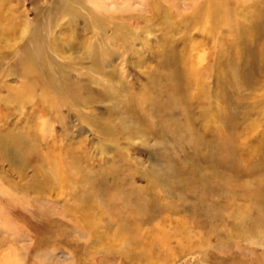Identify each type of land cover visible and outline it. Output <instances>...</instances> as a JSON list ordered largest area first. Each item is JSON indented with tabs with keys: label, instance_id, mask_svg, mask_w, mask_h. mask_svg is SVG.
<instances>
[{
	"label": "rangeland",
	"instance_id": "374dc122",
	"mask_svg": "<svg viewBox=\"0 0 264 264\" xmlns=\"http://www.w3.org/2000/svg\"><path fill=\"white\" fill-rule=\"evenodd\" d=\"M2 1L0 264H264L249 0H81L43 70L23 47L58 0Z\"/></svg>",
	"mask_w": 264,
	"mask_h": 264
},
{
	"label": "bare ground",
	"instance_id": "6f19581e",
	"mask_svg": "<svg viewBox=\"0 0 264 264\" xmlns=\"http://www.w3.org/2000/svg\"><path fill=\"white\" fill-rule=\"evenodd\" d=\"M247 3H249L250 7H248L249 10L245 14L246 17H245L244 20L247 19L248 20V23H249V31H248L249 33L247 32L249 36L247 35V37H248L249 42H250V45H251V53L250 54H251L252 57L251 56L250 57L252 59H254L255 57H257V55H259L261 53L262 54L264 53V0H249ZM82 4L83 3H82L81 0H58L57 2H55L54 6L50 9L48 16H44L43 20L39 24H37L34 27V29L31 30V32L29 33V39L26 41V43H25V45H24L23 48H24V50H25V48H27L26 50L29 53V54L26 53V55L28 54L27 55V58H28V60L31 59V61L38 68V70H43L44 69V64L45 63H44V60L42 59V57L40 56L41 55L40 53L44 49L46 34H47V36H49L51 34V28L49 26L48 20H51V17H53V16L55 17L56 16V27H57V24L59 22H61L62 20L69 19L71 21V20L77 18V11H75L73 5H80V6H82ZM211 7H213L212 8L213 17L216 19V21H217L218 24H223V25H224V23H230L231 24V21H233V18L231 16H230V19L224 18V16H225L224 14L222 15V17H220L219 16V9H218V7H216L214 5L211 6ZM205 12H207V10H205ZM7 16H9V14L5 12L4 5H3V1L0 0V26L3 27V33H5L6 35L9 32V29L8 28L12 29L11 24H10V22H11L10 19L11 18H9V17L7 18ZM92 18H93V21L96 22L95 25H96V29L98 30V34H101V36H104L105 31H106V28H105L104 23L102 22L103 20L102 19H98L97 17H94V16H92ZM105 19L108 20L110 18L108 17V18H105ZM2 21H5L4 26L1 24ZM68 23H70V22H68ZM240 27H241V23H240ZM114 28L118 29L117 25H115ZM240 30L242 31L243 28L240 29ZM25 34H27V31L21 32V37H20V41L21 42L23 40L21 38H23V36H25ZM242 35H243V33L241 34V36ZM244 37L245 36H243L242 38L244 39ZM236 41H238V39ZM240 41H241V38H240ZM247 43H248V41H247ZM238 44H239V41L237 42V45ZM234 45L236 47V43ZM248 45L249 44H247V46ZM90 53L92 54V52H90ZM23 60H25V59H22V61ZM21 65H23V63H21ZM261 66H262V64L260 65V67ZM52 83L54 85H56V89H57V87H59L57 85L58 82L52 81ZM155 186H156V188H159L157 184H155ZM196 211L198 212V214L200 213L198 210H196Z\"/></svg>",
	"mask_w": 264,
	"mask_h": 264
}]
</instances>
